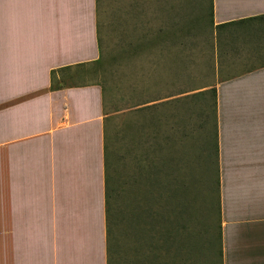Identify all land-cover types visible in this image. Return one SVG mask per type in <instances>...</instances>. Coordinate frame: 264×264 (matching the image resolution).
I'll list each match as a JSON object with an SVG mask.
<instances>
[{
  "label": "crops",
  "instance_id": "obj_1",
  "mask_svg": "<svg viewBox=\"0 0 264 264\" xmlns=\"http://www.w3.org/2000/svg\"><path fill=\"white\" fill-rule=\"evenodd\" d=\"M210 11L220 264H264V0ZM98 56L95 0H0V264H107Z\"/></svg>",
  "mask_w": 264,
  "mask_h": 264
},
{
  "label": "rangeland",
  "instance_id": "obj_2",
  "mask_svg": "<svg viewBox=\"0 0 264 264\" xmlns=\"http://www.w3.org/2000/svg\"><path fill=\"white\" fill-rule=\"evenodd\" d=\"M208 4L97 0L99 61L79 82L102 88L108 264H220L213 108L195 94L227 39L214 47Z\"/></svg>",
  "mask_w": 264,
  "mask_h": 264
},
{
  "label": "trees",
  "instance_id": "obj_3",
  "mask_svg": "<svg viewBox=\"0 0 264 264\" xmlns=\"http://www.w3.org/2000/svg\"><path fill=\"white\" fill-rule=\"evenodd\" d=\"M95 3L97 5V0H95ZM97 8V7H96ZM208 23L211 27V11H210V0H209V4H208ZM97 45L99 47V44H98V39H97ZM99 61V56L98 58L92 62L93 63H97ZM66 70L68 68H63V69H59L57 71H61V70ZM55 71H51L50 72V86H49V89L50 90H57L59 88H61L62 86H65V84L67 83L66 81H61V80H58V81H54V74ZM96 84V83H95ZM98 85V84H96ZM99 86V85H98ZM100 87V86H99ZM100 90H101V99H102V88L100 87ZM208 94L210 99H211V105H212V108H213V136H212V141H210V147H211V152L213 154V158H214V164L217 168V144H216V132H215V92H214V89L213 88H209L207 91H202V92H197L195 94V96H202V95H206ZM102 103H103V100H102ZM102 109H103V106H102ZM103 124H104V120H103ZM103 161H104V202H105V196H106V173H105V167H106V145H105V127L103 125ZM198 160L196 159V162ZM215 184H216V190H217V177H216V181H215ZM104 212H106V210L104 209ZM105 234H106V251H107V223H106V213H105ZM107 253V252H106ZM108 264V262H107Z\"/></svg>",
  "mask_w": 264,
  "mask_h": 264
}]
</instances>
